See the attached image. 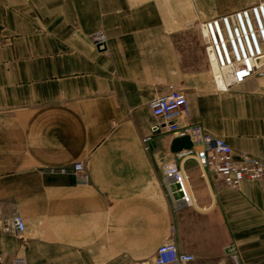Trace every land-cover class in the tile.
I'll return each mask as SVG.
<instances>
[{
	"label": "crops",
	"instance_id": "obj_1",
	"mask_svg": "<svg viewBox=\"0 0 264 264\" xmlns=\"http://www.w3.org/2000/svg\"><path fill=\"white\" fill-rule=\"evenodd\" d=\"M252 1L0 0V264H136L171 225L188 264H264V179L227 186L176 157V134L142 140L149 100L173 85L188 101L182 124L264 156V77L216 90L190 27ZM76 161L88 183L45 172ZM172 168L188 175L191 206L167 196Z\"/></svg>",
	"mask_w": 264,
	"mask_h": 264
},
{
	"label": "built area",
	"instance_id": "obj_2",
	"mask_svg": "<svg viewBox=\"0 0 264 264\" xmlns=\"http://www.w3.org/2000/svg\"><path fill=\"white\" fill-rule=\"evenodd\" d=\"M196 28L216 90L225 91L252 77H264V0H253L244 7L198 20ZM90 37L97 49L106 48L107 38L103 32L97 31ZM148 107L155 121L150 127L151 134L142 139L145 150H148L151 135L161 130L176 134L177 137L188 135L192 146L175 152V155L179 159L193 156L203 174L211 172L231 187L238 186L244 180L264 179V156L256 157L246 152L235 153L223 138L205 133L197 124L181 123L189 115V106L180 89L169 85L168 92L149 100ZM45 172L70 174L75 176L78 183H86L89 180L82 161L63 167L46 168ZM160 177L173 204H193L195 199L190 189L189 177L182 169L164 170ZM24 229L23 218L18 213L13 214L12 233L19 236ZM175 232V226H169L170 237L157 246L151 257L136 264L191 262L194 255L178 249L173 239ZM10 264H25V259L15 256Z\"/></svg>",
	"mask_w": 264,
	"mask_h": 264
},
{
	"label": "water",
	"instance_id": "obj_3",
	"mask_svg": "<svg viewBox=\"0 0 264 264\" xmlns=\"http://www.w3.org/2000/svg\"><path fill=\"white\" fill-rule=\"evenodd\" d=\"M192 146V143L190 141V138L188 135L180 136V137H175L171 141V151L176 152L179 151L180 149H187Z\"/></svg>",
	"mask_w": 264,
	"mask_h": 264
},
{
	"label": "rangeland",
	"instance_id": "obj_4",
	"mask_svg": "<svg viewBox=\"0 0 264 264\" xmlns=\"http://www.w3.org/2000/svg\"><path fill=\"white\" fill-rule=\"evenodd\" d=\"M198 20H195V21H193L192 23H191V25H190V27H192V29L193 30H195L196 31V22H197ZM194 31V33L192 34V39H191V42H193L192 44H191V46H193L194 45V42H195V40H196V38H195V33L197 32H195ZM189 43V45H190V42H188ZM193 57H194V54H193ZM207 62V61H206ZM193 66H194V62H193ZM207 67H208V64H207ZM208 71H209V68H208ZM209 74H210V79H211V82H212V77H211V73H210V71H209ZM212 84H213V82H212ZM214 86V85H213ZM238 86V85H237ZM237 86H234V87H237ZM232 88V87H231Z\"/></svg>",
	"mask_w": 264,
	"mask_h": 264
},
{
	"label": "bare ground",
	"instance_id": "obj_5",
	"mask_svg": "<svg viewBox=\"0 0 264 264\" xmlns=\"http://www.w3.org/2000/svg\"><path fill=\"white\" fill-rule=\"evenodd\" d=\"M180 151V150H179ZM176 152H178V151H176ZM86 171V170H85ZM87 173V172H86ZM89 181V180H88ZM162 182V181H161ZM86 183H88V182H86ZM20 215V214H19ZM21 216V215H20ZM22 217V216H21ZM164 242V241H163ZM25 264H26V262H25Z\"/></svg>",
	"mask_w": 264,
	"mask_h": 264
}]
</instances>
